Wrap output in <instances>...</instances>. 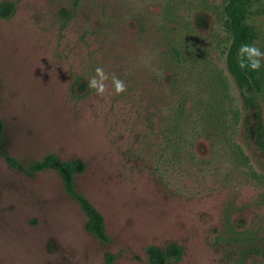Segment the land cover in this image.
<instances>
[{"label":"rangeland","instance_id":"374dc122","mask_svg":"<svg viewBox=\"0 0 264 264\" xmlns=\"http://www.w3.org/2000/svg\"><path fill=\"white\" fill-rule=\"evenodd\" d=\"M4 3L0 264H149V247L170 245L181 257L166 264H264V148L253 137L264 62L252 90H239L224 1ZM244 15L264 52V0H246ZM97 66L127 91L109 80L98 96L88 87ZM174 120L179 162L160 147ZM48 155L78 162L69 185L34 170ZM77 195L102 216L106 242L86 231Z\"/></svg>","mask_w":264,"mask_h":264},{"label":"trees","instance_id":"16d2710c","mask_svg":"<svg viewBox=\"0 0 264 264\" xmlns=\"http://www.w3.org/2000/svg\"><path fill=\"white\" fill-rule=\"evenodd\" d=\"M224 1V14L227 18V26L230 32L231 40L226 53V70L228 74L233 78L237 88L241 91L252 90L256 85V77L250 70H241L237 63V53L242 44H251L252 38L250 36L249 30L245 25V1L246 0H223ZM6 3L0 6V10L3 11ZM1 15V14H0ZM244 102L247 106H252L253 102L250 98H244ZM182 117V115H181ZM183 123L178 120L170 121L163 126L161 130L163 138V143L161 147V155L165 160L174 159L179 162L181 154L183 151V146L176 142L174 144L170 136L171 134L181 135L184 133L182 128ZM1 130V122H0ZM264 127L257 117V128L253 137L255 142L262 148H264L263 141ZM159 147V148H160ZM172 151H176L175 155L171 154ZM9 165L16 167L15 163L11 159H7ZM80 165L78 162H62L59 161L52 155H48L44 158L42 162L35 165L34 170H55L57 173L62 175L65 180L70 184V177L79 171ZM83 213L86 216V231L94 236L97 240L101 242L107 241V235L104 230V222L102 216L97 212V210L82 196H76ZM181 248L177 245L167 246L165 249L158 247H149L147 249V259L149 264H166L169 260L178 261L181 257Z\"/></svg>","mask_w":264,"mask_h":264},{"label":"clouds","instance_id":"9594fccd","mask_svg":"<svg viewBox=\"0 0 264 264\" xmlns=\"http://www.w3.org/2000/svg\"><path fill=\"white\" fill-rule=\"evenodd\" d=\"M264 62V52L257 47V42L242 44L237 53V63L241 70L259 71ZM111 80L115 94L127 91V84L114 73L109 75L102 66H97L95 75L88 81V87L94 89L98 96L103 97L108 92V81Z\"/></svg>","mask_w":264,"mask_h":264}]
</instances>
